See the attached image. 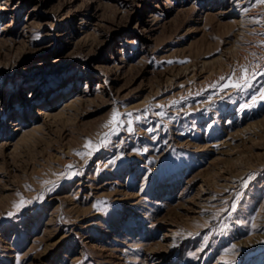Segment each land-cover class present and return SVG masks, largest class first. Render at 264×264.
Returning <instances> with one entry per match:
<instances>
[{"label":"rangeland","instance_id":"374dc122","mask_svg":"<svg viewBox=\"0 0 264 264\" xmlns=\"http://www.w3.org/2000/svg\"><path fill=\"white\" fill-rule=\"evenodd\" d=\"M262 89L259 0H0V264H264Z\"/></svg>","mask_w":264,"mask_h":264},{"label":"snow or ice","instance_id":"6c2138e0","mask_svg":"<svg viewBox=\"0 0 264 264\" xmlns=\"http://www.w3.org/2000/svg\"><path fill=\"white\" fill-rule=\"evenodd\" d=\"M259 3L261 5H264V0H259ZM253 75H254V73H249V70L246 67L242 68L241 69V77L239 78V80H237V81L229 80V82H228V84L226 86L232 87V88H236V89H239V88L244 87V86H248L249 79ZM241 81L243 83H241ZM256 99H257V97H253V102H255ZM259 99L260 100H264V89H262L259 92ZM109 123L112 124V125H118L120 123L119 113L118 112L113 114V116L111 118V121ZM85 147L91 150L92 143L89 141L85 145ZM89 154H91V153L89 152ZM18 207H19V205H18Z\"/></svg>","mask_w":264,"mask_h":264},{"label":"bare ground","instance_id":"6f19581e","mask_svg":"<svg viewBox=\"0 0 264 264\" xmlns=\"http://www.w3.org/2000/svg\"><path fill=\"white\" fill-rule=\"evenodd\" d=\"M43 113V112H42Z\"/></svg>","mask_w":264,"mask_h":264}]
</instances>
